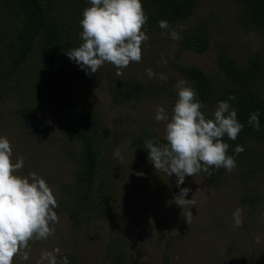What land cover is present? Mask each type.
<instances>
[{
  "label": "rangeland",
  "instance_id": "374dc122",
  "mask_svg": "<svg viewBox=\"0 0 264 264\" xmlns=\"http://www.w3.org/2000/svg\"><path fill=\"white\" fill-rule=\"evenodd\" d=\"M237 9L231 0H199L189 20L179 24L184 30L199 21H209L213 43L205 54L189 50L177 54L180 39L162 35L163 30L145 33L149 39L142 45L141 62L131 63L122 75L105 63L97 73L83 72L84 76L74 81L77 103L84 111L97 112L102 129L107 131L101 147L104 161L96 173L93 193L106 204L108 216L73 227L72 216L55 208L59 222L54 235L33 242L30 259L16 257L14 264H36L42 250L54 248L60 249L57 258L66 256L69 264H110L108 251L115 256L121 250L125 252L123 264H264V173L251 171L249 165L242 168L236 161L232 172L223 169L218 185L201 172L186 176L178 188L174 174L167 177L156 172L143 145L147 132L152 139L164 140L165 125L154 117L161 105L169 117L172 115L173 89L183 79L174 67L175 58L207 75L218 72L214 43L225 44L242 64L256 50L264 58L263 42L257 33L240 25ZM179 25L175 29L181 36ZM77 33V40L81 39V31ZM77 40L75 48L83 42ZM149 68L165 74L167 81L149 79L145 71ZM158 85L162 94L146 93ZM19 93L12 92L0 102V136L10 141L13 162L19 156L25 158L17 174L26 177L35 172L48 183L58 202L64 199L61 184L73 176L70 153L76 143L60 135L54 112L44 104L38 90L22 88ZM116 149L125 163L114 157ZM138 172L143 176H137ZM185 187L190 189L185 199L195 200L190 209L194 218L188 224L184 220L188 209L169 203ZM244 196H255L253 212L242 203ZM97 197L95 201H99ZM237 208L243 210L238 228L233 226L232 217Z\"/></svg>",
  "mask_w": 264,
  "mask_h": 264
},
{
  "label": "trees",
  "instance_id": "16d2710c",
  "mask_svg": "<svg viewBox=\"0 0 264 264\" xmlns=\"http://www.w3.org/2000/svg\"><path fill=\"white\" fill-rule=\"evenodd\" d=\"M198 1L141 0L148 17L142 30L145 33L162 30L158 26L161 20L172 28L185 23L194 14ZM231 1L238 7L240 25L257 33L264 44V0ZM88 4L89 0H0V102L12 92L20 94L22 88L38 90L44 104L54 112L60 135L76 143L70 153L73 176L71 181L61 184L64 199L58 201V210L72 216L73 227L76 223L106 218L109 212L106 204L93 193L96 173L104 161L101 147L107 131L102 129L97 112L84 111L77 103L72 87L77 78L84 76V71L65 54L76 46L77 32H82L77 18L81 21V13ZM74 13L77 16H72ZM180 37L177 54L187 50L205 54L213 43L208 20L185 28ZM214 48L218 70L215 75H207L195 66H184L178 58L173 62L174 67L198 93L199 101L205 105L201 111L206 117L212 116L218 102L230 95L235 97L229 103L244 128L234 141L224 137V142L229 144L228 154L233 155L236 146H242L244 151L235 157L238 165L242 168L249 165L251 171L264 173L263 55L261 51H253L242 64L225 44L214 43ZM160 87L146 93L162 94L163 91H157ZM172 96L171 102L175 104L178 96L176 93ZM257 111L259 131L248 124L250 114ZM144 137L152 139L148 132ZM160 142L165 141L160 139ZM223 169L211 175L214 185L220 183ZM97 187L100 189L99 184ZM96 197L99 201H95ZM242 203L253 212L257 200L255 196H244ZM108 253L106 259L110 264H123V250L115 256Z\"/></svg>",
  "mask_w": 264,
  "mask_h": 264
},
{
  "label": "clouds",
  "instance_id": "9594fccd",
  "mask_svg": "<svg viewBox=\"0 0 264 264\" xmlns=\"http://www.w3.org/2000/svg\"><path fill=\"white\" fill-rule=\"evenodd\" d=\"M91 7L82 13L80 25L81 40L78 47L66 51L70 61L77 64L86 75L97 73L105 63L117 69V75L131 63L142 59V45L149 37L142 30L148 17L141 0H89ZM162 35L172 40L181 39L179 32L167 21L158 24ZM183 30V25H179ZM167 64V61H162ZM149 79L156 78L166 82L167 76L146 69ZM178 99L169 117L163 105L156 107L155 121L164 123V143L158 139H146L144 148L148 150V159L156 172H163L167 177L176 176V187L184 183L185 177H194L203 172L211 176L220 168L232 172L236 168L235 157L244 151L237 145L233 155L228 154L229 144L224 137L236 140L244 128L237 119L236 110L227 100L218 102L212 116L206 117L201 111L205 105L199 101L198 93L185 79L174 86ZM248 124L259 131V113L250 114ZM13 150L7 137L0 136V264H14L20 257L27 261L32 251L31 244L46 241L55 233L59 217L54 211L58 207L53 190L48 183L35 172L28 176L17 173L23 168L25 158L19 156L13 162ZM114 157L121 164L125 163L119 149ZM142 177L143 173H135ZM190 189L180 188L173 201L185 212L186 223H191L194 216L190 209L195 200L185 197ZM194 196V195H193ZM243 210L237 208L232 217L233 226H242ZM259 242V237L255 238ZM60 249L42 250L36 264H69L67 257L58 259Z\"/></svg>",
  "mask_w": 264,
  "mask_h": 264
}]
</instances>
